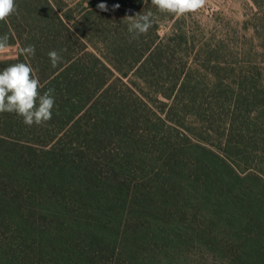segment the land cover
<instances>
[{
	"label": "trees",
	"instance_id": "16d2710c",
	"mask_svg": "<svg viewBox=\"0 0 264 264\" xmlns=\"http://www.w3.org/2000/svg\"><path fill=\"white\" fill-rule=\"evenodd\" d=\"M40 1L0 22L10 45L35 46L34 57L0 60V70L31 63L42 91L52 88L55 97L44 126L0 113V264H163L157 245L194 241L212 251L227 247L232 264H264V202L243 185L239 194L232 189L252 179L240 178L228 160L246 144L242 114L217 117L222 153L193 142L175 123L193 128L184 114L200 90L183 70L168 71L162 88L160 67L172 65L174 55L162 50L157 20L132 39L127 19L93 4L72 15ZM110 2L135 14L157 11L151 0ZM96 36L100 46L89 44ZM52 50L63 57L55 68ZM130 75L154 80L159 90L137 92L125 80ZM193 197L206 206L199 225L207 231L190 227L200 214L190 210ZM220 224L229 237L215 233Z\"/></svg>",
	"mask_w": 264,
	"mask_h": 264
},
{
	"label": "rangeland",
	"instance_id": "374dc122",
	"mask_svg": "<svg viewBox=\"0 0 264 264\" xmlns=\"http://www.w3.org/2000/svg\"><path fill=\"white\" fill-rule=\"evenodd\" d=\"M32 1L28 0L27 3L30 4ZM40 2V0H34V6L39 7ZM49 2L59 12H70L72 15H77L82 10V6L93 4L99 8L98 5L101 3L105 5L106 14L114 18L126 20V16L136 13L126 6L111 3L110 0H86L82 4L80 0H50ZM27 3L18 4L16 0L19 11L23 10ZM153 13L159 24L158 34L166 45L162 50L166 58L174 55L172 65L160 67L163 72L162 88L165 89L170 83L166 79L168 71L183 70L182 74L189 75L188 82L196 85L200 90L198 101L194 104L187 103L190 109L185 110L181 104L178 106L179 113L184 112H181V109L188 112L184 114L185 124L193 128L189 130L187 126L182 127L180 123H175L176 126L193 142H201L202 145L222 153L223 151L217 147L223 140L222 135L217 134L224 125L221 120H228L225 113L229 115L228 113L234 111L239 116L242 114V121H245L242 125V136L246 144L242 146L240 152H229L228 160L240 178L248 174V177L253 180L247 178L244 182L241 180L240 184L236 183L232 189L234 193L239 194L243 185L247 191H253L256 197L264 202V195H261V190L264 192V103L262 102L264 98V0H206L204 8L195 14L181 17L174 15L177 19L175 23L173 19L168 18L169 14L157 11ZM182 33H184L185 41ZM100 39L96 36L89 44L94 43L100 46ZM11 45L19 48L17 43ZM14 53L15 49L11 47L7 53L0 54V60L18 55V51ZM125 80H131V86L137 92L140 87H143L149 96H152L154 89L159 90L154 80L145 83L146 80L133 75ZM148 100L151 102L150 97ZM159 100L165 99L161 96ZM191 106H193L192 109ZM227 108L229 111L226 110ZM157 114L163 117L162 112L159 111ZM217 117H221V120ZM3 130L4 127L0 125V132ZM186 188L192 190L190 187ZM191 201L193 205H190V210L200 214L195 216L190 227L207 231L206 227L199 225L203 217L208 214L206 206L195 201L194 197ZM187 216L189 217L190 214ZM190 217L193 218V216ZM209 224V222L206 223L208 226ZM218 229L221 230V235L216 232ZM214 231L219 237L221 236L220 238L230 236L225 224L216 226ZM229 242L228 245L231 246L233 241ZM156 247H163L157 254L158 260L163 264H232L225 256L229 253L227 247H224V250L212 251L209 247L200 245L198 241Z\"/></svg>",
	"mask_w": 264,
	"mask_h": 264
},
{
	"label": "clouds",
	"instance_id": "9594fccd",
	"mask_svg": "<svg viewBox=\"0 0 264 264\" xmlns=\"http://www.w3.org/2000/svg\"><path fill=\"white\" fill-rule=\"evenodd\" d=\"M151 4L159 13L181 17L195 14L206 4V0H151ZM100 9H105L103 3ZM17 13L16 0H0V22ZM127 30L132 39L146 35L153 27L155 15L152 11L126 16ZM11 48L9 36H0V54ZM18 54L31 58L35 55V46L27 45L17 49ZM61 51H65L62 49ZM53 68L62 61V55L56 50L48 53ZM39 77L28 62H15L0 70V113H15L22 117L26 126H44L52 119L55 107L54 89L42 91Z\"/></svg>",
	"mask_w": 264,
	"mask_h": 264
},
{
	"label": "built area",
	"instance_id": "2783aa9c",
	"mask_svg": "<svg viewBox=\"0 0 264 264\" xmlns=\"http://www.w3.org/2000/svg\"><path fill=\"white\" fill-rule=\"evenodd\" d=\"M11 47L15 49V53H16V51H17V48H16V46H15V45H13V46H11ZM10 49H11V48H10ZM15 53H14V54H15ZM14 54H13V55H14ZM15 55H17V54H15Z\"/></svg>",
	"mask_w": 264,
	"mask_h": 264
}]
</instances>
